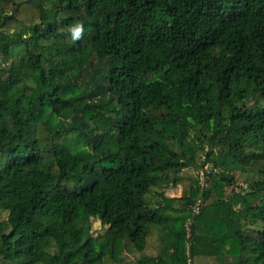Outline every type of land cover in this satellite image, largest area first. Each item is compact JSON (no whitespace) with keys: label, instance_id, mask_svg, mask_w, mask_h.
Instances as JSON below:
<instances>
[{"label":"trees","instance_id":"obj_1","mask_svg":"<svg viewBox=\"0 0 264 264\" xmlns=\"http://www.w3.org/2000/svg\"><path fill=\"white\" fill-rule=\"evenodd\" d=\"M1 161L0 264H264V0H0Z\"/></svg>","mask_w":264,"mask_h":264},{"label":"rangeland","instance_id":"obj_2","mask_svg":"<svg viewBox=\"0 0 264 264\" xmlns=\"http://www.w3.org/2000/svg\"><path fill=\"white\" fill-rule=\"evenodd\" d=\"M3 162H0V168L2 167ZM199 170V169H198ZM197 168H188L182 172V176L185 178L190 179L191 181L197 180L199 182L200 187H207V183L205 181H201V179L197 176L198 172ZM237 186H242V181L238 178V175H235ZM188 183V182H187ZM187 183L180 184L177 187H172L170 185L164 186L163 188L159 189H152L150 195L147 197V200L151 202L152 205L157 202L158 198L157 195L161 192H164L165 196L168 198H179L181 197L182 191L184 189V186L187 187ZM200 199V198H198ZM8 213L7 212H1L0 211V223H4L7 219ZM92 233L93 235H101L104 232V228L101 227L100 223L97 220H92ZM144 254L147 256H156L157 250H155L152 246H148L144 250ZM122 261L125 264H134L133 257L123 254L122 255ZM195 264H217L216 260L212 261H198Z\"/></svg>","mask_w":264,"mask_h":264},{"label":"built area","instance_id":"obj_3","mask_svg":"<svg viewBox=\"0 0 264 264\" xmlns=\"http://www.w3.org/2000/svg\"><path fill=\"white\" fill-rule=\"evenodd\" d=\"M211 173L215 174L216 170L212 169L211 167H205L198 170L197 176L201 179V181H204L206 178H208V175H210ZM200 207H201V201L200 199H198L195 202V205L191 208L193 215H197L200 212ZM187 236H189V232H187Z\"/></svg>","mask_w":264,"mask_h":264},{"label":"clouds","instance_id":"obj_4","mask_svg":"<svg viewBox=\"0 0 264 264\" xmlns=\"http://www.w3.org/2000/svg\"><path fill=\"white\" fill-rule=\"evenodd\" d=\"M80 30H81V29H78L77 32H76V35H77V36L79 35V31H80Z\"/></svg>","mask_w":264,"mask_h":264}]
</instances>
